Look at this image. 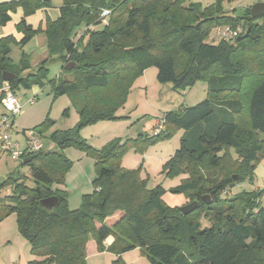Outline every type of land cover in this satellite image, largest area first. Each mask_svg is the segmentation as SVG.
Segmentation results:
<instances>
[{
    "label": "trees",
    "instance_id": "16d2710c",
    "mask_svg": "<svg viewBox=\"0 0 264 264\" xmlns=\"http://www.w3.org/2000/svg\"><path fill=\"white\" fill-rule=\"evenodd\" d=\"M253 4L237 15L220 6L199 11L197 3L186 0H63L59 17L46 19L48 50L62 59L61 72L67 75L50 82L53 93L55 98L69 95L80 116L75 128L56 130L50 138L61 149H86L95 160L96 177L81 207L71 208L67 191L54 184L65 181L72 162L61 150L44 146L23 156L33 186L22 177L0 182V191L9 189L0 196V222L16 214L34 257L27 264H87L91 239L98 251L116 255L112 264H126L123 253L137 247L151 264H264V188L232 194V187L252 176L264 157V14L253 17ZM50 5L51 0L0 2V24L8 23L19 6L24 9L16 25L22 37L0 36V83L4 71L14 72L9 81L14 91L47 75L44 65L37 75L24 76L28 55L23 53L15 65L10 52L12 43L24 46L40 31L41 26L28 23L29 15ZM225 25H240L242 31L235 39L209 42L212 30ZM69 63L77 66L67 69ZM149 65L157 67L160 82L176 89L205 80L208 97L165 112V129L151 136L113 140L100 149L88 144L79 130L119 118L118 109ZM175 129L183 133L168 162L169 175H189L172 189L189 195L188 202L198 201L188 214L165 204L161 184L149 189L139 169L121 165L137 140L145 147ZM207 194L210 204L203 200ZM51 196L58 197L59 205L49 210L41 200ZM117 211L122 217L108 224ZM202 216L209 226L202 227ZM109 237L114 240L107 246Z\"/></svg>",
    "mask_w": 264,
    "mask_h": 264
},
{
    "label": "rangeland",
    "instance_id": "374dc122",
    "mask_svg": "<svg viewBox=\"0 0 264 264\" xmlns=\"http://www.w3.org/2000/svg\"><path fill=\"white\" fill-rule=\"evenodd\" d=\"M257 1L264 2V0H186V3H197L199 11H204L211 6H220L227 13L241 15L246 7ZM50 8H56L52 0L51 5L48 6L49 10ZM40 10L38 9L30 14L29 17H33ZM44 13L46 16V10ZM52 14L57 17L60 14V7H57V12H52ZM11 15L12 19L8 24H0V35L13 28L15 29L18 21L22 20L24 16L23 7L19 6L17 10L11 12ZM41 19L43 24L46 25V19L43 16ZM39 24L40 21L36 28H39ZM45 25L44 27H46ZM78 32L80 31L77 30ZM37 35L40 39H36L29 45L11 44L10 59L13 64H20L23 53L28 55L30 67L25 70L24 76L37 75L41 70V66L44 65L47 74L33 80L28 87L19 85L16 89V95L23 105V110L15 118L12 138L18 141L21 148L24 149L27 140L23 131L40 130L43 133L41 141L44 143L46 150H61L69 158L72 164L66 173L65 181L54 184V188L67 191L69 206L76 209L81 207L84 195L92 193L94 190L95 160L84 148L71 145L61 149L58 143L50 138L56 130L75 128L79 124L80 116L69 95H61L55 98L50 82L56 77L60 79L67 78V75L61 72L62 59L58 55H51L48 50V38L45 30L38 32ZM216 35L217 27L212 30L208 41L219 42ZM42 45L47 48L45 52L42 51L44 50ZM157 72L156 66L149 65L145 68L144 73L135 80L124 106L118 109L116 113L119 118L100 120L86 125L79 130V136L98 149L113 140L125 142L136 140L140 136L145 138L156 132V122L162 118L165 112L183 106L196 105L208 97V86L205 80H198L193 86L186 89H176L171 82H160L157 78ZM31 98L34 99L32 103L29 102ZM66 109H68L67 114H65ZM4 112V106L0 103V116ZM48 118L54 122L46 123ZM182 133L183 130L175 129L167 137L145 147L140 144L141 139H139V141L137 140L139 146H137L138 144L132 145L121 158V165L125 169H139L140 177L149 189L161 184L166 189L163 197L164 202L171 207H181L189 203L187 201L190 200L189 195L172 191L189 175L186 172L169 175L170 169L168 168V162L180 146ZM232 153L233 157L236 158L237 154L234 151ZM198 168L206 177L210 176L205 167ZM8 176L22 177L29 185H34L30 166L24 165L22 158H16L0 150V182ZM255 187L264 188V157L258 162L252 176L249 175L245 180L232 187V194L242 190H251ZM8 193L9 189L4 188L0 191V196ZM200 223L202 227L210 225L209 219L205 216L200 218ZM26 244L30 246L29 241H26ZM26 252L25 246L22 247L21 253L24 257L22 264L26 263L27 258L28 261L34 258L31 251L27 253L28 256H24ZM127 253L126 264H141L142 260H145L147 264H151L149 257L141 249L134 248L127 251ZM100 264H106V260L105 262L101 260Z\"/></svg>",
    "mask_w": 264,
    "mask_h": 264
},
{
    "label": "crops",
    "instance_id": "0c3cea01",
    "mask_svg": "<svg viewBox=\"0 0 264 264\" xmlns=\"http://www.w3.org/2000/svg\"><path fill=\"white\" fill-rule=\"evenodd\" d=\"M4 1L6 0H0V2H4ZM52 1L56 8H50L49 10L48 7H46V8L41 9L33 17L30 16L27 18L28 23L32 24L33 27L36 28L37 24L40 21V24H39V27L41 26L40 31L45 30L47 26L43 24V20L41 19V17L43 16L44 19H48V20L57 19L60 14L56 17V15L55 14L53 15L52 12L56 13L57 7H61L63 5V0H52ZM45 10H46V16L44 13ZM19 13L21 14V12ZM44 25L46 27H44ZM8 34H14L17 39H20L22 37V33L17 29V27H15V29L13 28L12 30L6 33L1 34L0 36H5ZM37 34L26 45L33 43L36 39H40ZM42 46L44 47L43 48L44 50L42 51L45 52V49L47 48L44 45ZM263 204H264V198H263ZM122 215H123L122 211H117L112 217L107 218L106 221L108 224L112 225L120 217H122ZM113 240H114L113 237H109L106 240L105 244L108 246L113 242ZM26 241L28 240H26V238H24L19 231L16 214H12L8 216L6 219H4L2 222H0V264H22L21 262L23 261V258H24L23 253H21L22 247L25 246L26 251H27L26 253H24V256H26L27 253L30 252V246H27ZM87 249H88L87 264H100L101 260H104V262L106 260V264H112L113 260L116 258V255L110 251H103V252L98 251L97 243L93 239H91L88 242ZM136 249H140V248L137 247ZM127 255H128L127 252L123 253L122 256L124 260L125 258H127ZM28 260L29 259L27 258V261H25L26 262L25 264H27ZM141 264H147V263H145V260L144 261L142 260Z\"/></svg>",
    "mask_w": 264,
    "mask_h": 264
},
{
    "label": "built area",
    "instance_id": "2783aa9c",
    "mask_svg": "<svg viewBox=\"0 0 264 264\" xmlns=\"http://www.w3.org/2000/svg\"><path fill=\"white\" fill-rule=\"evenodd\" d=\"M103 14H108V11H105ZM241 31L242 27L240 25L237 27L231 25L219 26L217 27L216 38L219 40L235 39ZM33 101V98L29 100L30 103ZM0 103L3 104L5 109V112L0 116V150L22 159L25 153L42 150L45 146L41 141L43 134L37 129L24 130V135L27 140V145L24 149L21 148L18 141L12 138L15 118L22 112L23 105L19 101L16 91L12 89L9 81L3 80V82L0 83ZM165 125L163 118L158 119L156 122V132L163 131Z\"/></svg>",
    "mask_w": 264,
    "mask_h": 264
},
{
    "label": "water",
    "instance_id": "95a60500",
    "mask_svg": "<svg viewBox=\"0 0 264 264\" xmlns=\"http://www.w3.org/2000/svg\"><path fill=\"white\" fill-rule=\"evenodd\" d=\"M263 14H264V2H262V1L255 2L251 6V15L253 17H259ZM76 66H77V64L69 63L66 65V68L71 69V68L76 67ZM2 77H3V80L10 81L16 77V74L14 72L4 71ZM203 200L205 202H207L208 204L212 203V199H211V196L209 194L204 195ZM41 204L45 208L51 210L54 207H57L59 205V199L57 196L47 197V198H44L41 200ZM197 206H198V201H192V202H189V203L181 206L180 208H181V212L183 214H188L191 211H193Z\"/></svg>",
    "mask_w": 264,
    "mask_h": 264
}]
</instances>
